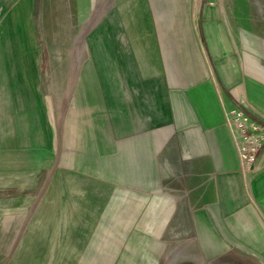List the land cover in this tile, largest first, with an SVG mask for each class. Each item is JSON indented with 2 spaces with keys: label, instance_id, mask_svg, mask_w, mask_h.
<instances>
[{
  "label": "crops",
  "instance_id": "1",
  "mask_svg": "<svg viewBox=\"0 0 264 264\" xmlns=\"http://www.w3.org/2000/svg\"><path fill=\"white\" fill-rule=\"evenodd\" d=\"M39 1L0 0V217L28 194H44L47 206L72 200L80 214L73 229L67 207L61 226L26 228L15 252L31 245L32 264H147L129 159L174 140L209 182L241 253L264 264V151L244 177L225 122L242 106L264 124L259 6L104 0L86 28L98 0H43L41 10ZM57 11L71 18L75 48L56 57L42 50V22ZM59 58L75 82L50 103ZM59 252L87 254L55 263Z\"/></svg>",
  "mask_w": 264,
  "mask_h": 264
},
{
  "label": "water",
  "instance_id": "2",
  "mask_svg": "<svg viewBox=\"0 0 264 264\" xmlns=\"http://www.w3.org/2000/svg\"><path fill=\"white\" fill-rule=\"evenodd\" d=\"M129 161L151 264H248L209 182L174 140Z\"/></svg>",
  "mask_w": 264,
  "mask_h": 264
},
{
  "label": "rangeland",
  "instance_id": "3",
  "mask_svg": "<svg viewBox=\"0 0 264 264\" xmlns=\"http://www.w3.org/2000/svg\"><path fill=\"white\" fill-rule=\"evenodd\" d=\"M61 2L62 0H55V3ZM253 3H256V5L259 6L257 10L262 13L261 19L264 21V0H253ZM38 4L41 10L42 5L44 4L43 0H40ZM105 9L106 1L98 0V4L94 8L92 17L86 23L85 27L88 28L89 26H91L94 21L104 13ZM63 14V12L57 11V13L55 14L56 17L54 19L48 18V20L44 19V22H42V34L44 37V40L42 41V50L46 54H51L52 52L56 57L60 56L63 51L72 53L75 48V45H73V41L72 43L69 41L72 39V34H70V29L68 28V25L71 22V18H63ZM85 33L86 32L82 33L80 39L82 46H86V40L84 38ZM76 34L77 32H75V36ZM76 48L78 49V45H76ZM50 62L53 64V68L55 72H57V74L52 77H48L51 81V86H48L49 91L46 90V99L47 101H50V103H53L54 97L51 92H55L59 99L65 98L71 91V88L73 87L72 85H74L75 77L72 74L70 76H64V74H61L62 72H64V60L59 58ZM58 160L55 162L56 167L54 168V170H57V168H59ZM51 174H53V172ZM42 195L44 196V194H28L25 198H23V202L21 201L6 204L7 210L4 211L3 215H1L0 217V260L1 258L3 259L0 264H32V255L34 256L35 254H37V252L31 250V245L24 246V244H22L15 252L17 245L20 244L22 238H25L23 234L26 228L36 227L37 229L41 226L40 228L44 230L48 228V225L50 228H57L61 226L59 222H63L62 212H64V209L66 207L68 208V210L65 211V214L67 212V218L69 217V220H66V226L72 227V229L74 228L73 222H71L72 220L70 219V217H73L75 214L78 216L80 213L78 210H76L77 207L72 202V200H70L69 204L66 205L61 203L58 205L50 204L47 206L45 200L44 202H42ZM0 206H3V204H0ZM83 207L84 205L81 206V208ZM58 218L60 219V221L57 220ZM72 238H74L73 231ZM48 253L49 252H47V255ZM54 254L57 258V262L55 263H58V260L62 258H69L70 260H81L83 258V255L87 254V252L78 253L77 257L76 255H74L75 253L70 252H59ZM243 256L248 264H260L254 258L246 257L244 254ZM147 264H151L150 258Z\"/></svg>",
  "mask_w": 264,
  "mask_h": 264
},
{
  "label": "built area",
  "instance_id": "4",
  "mask_svg": "<svg viewBox=\"0 0 264 264\" xmlns=\"http://www.w3.org/2000/svg\"><path fill=\"white\" fill-rule=\"evenodd\" d=\"M225 122L233 137L244 177L254 173L264 151V124L242 106L225 111Z\"/></svg>",
  "mask_w": 264,
  "mask_h": 264
}]
</instances>
